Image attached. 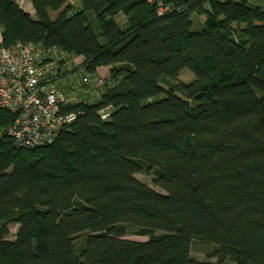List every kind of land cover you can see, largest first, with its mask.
<instances>
[{
	"label": "trees",
	"instance_id": "16d2710c",
	"mask_svg": "<svg viewBox=\"0 0 264 264\" xmlns=\"http://www.w3.org/2000/svg\"><path fill=\"white\" fill-rule=\"evenodd\" d=\"M27 1L35 17L0 0L4 45L110 69L49 146L16 147L0 108V264H264V8L164 0L176 9L158 15L154 0ZM193 12L206 15L200 29ZM143 170L163 192L135 177ZM193 241L215 261L192 258Z\"/></svg>",
	"mask_w": 264,
	"mask_h": 264
},
{
	"label": "built area",
	"instance_id": "2783aa9c",
	"mask_svg": "<svg viewBox=\"0 0 264 264\" xmlns=\"http://www.w3.org/2000/svg\"><path fill=\"white\" fill-rule=\"evenodd\" d=\"M77 1L67 0L72 5ZM154 1L158 15L176 9L164 0ZM249 2L264 8V0ZM2 37L0 21V108L13 115L4 133L16 147L49 146L79 113L68 108L96 100L105 78L99 68L94 74L84 73L80 62L55 47L21 41L4 45ZM111 110V105L99 109L100 118H109Z\"/></svg>",
	"mask_w": 264,
	"mask_h": 264
},
{
	"label": "rangeland",
	"instance_id": "374dc122",
	"mask_svg": "<svg viewBox=\"0 0 264 264\" xmlns=\"http://www.w3.org/2000/svg\"><path fill=\"white\" fill-rule=\"evenodd\" d=\"M20 5H22V7H24L25 3L22 2ZM31 13H32L33 17H35L34 12H31ZM55 15H56L55 12L50 13V16L52 18H54ZM191 17H192V28L200 29L201 26L203 25V23L205 22L206 15H205V13L193 12ZM115 20L118 23V25L120 26V28L123 29L124 27H126V20H125V17L122 13H117L115 15ZM235 37H237V36L235 35ZM74 58H75L74 61L79 60V56H76ZM109 69L110 68L108 66H103V67H99L98 71H99V74L106 79L109 75L108 74ZM179 79L181 81L188 82V81L193 79V75L188 70L184 69L179 73ZM135 177L138 180L148 184L149 186H151L156 191L163 192L158 186H156L154 184L153 175L150 172L143 170V171L136 173ZM16 228H17V224L15 222H11L8 225V229H9L8 238L9 239H13ZM123 237L127 238V239H132V240H139V241L146 240V238H147L146 236L138 235L132 231H128L126 234L123 235ZM211 250H212L211 245L202 244L198 241H193L190 254H191L192 258H194L196 260L215 261L214 258H208L206 255V253L211 251ZM228 264H232V263L228 262Z\"/></svg>",
	"mask_w": 264,
	"mask_h": 264
},
{
	"label": "crops",
	"instance_id": "0c3cea01",
	"mask_svg": "<svg viewBox=\"0 0 264 264\" xmlns=\"http://www.w3.org/2000/svg\"><path fill=\"white\" fill-rule=\"evenodd\" d=\"M18 2H19V4H21L22 2H24V3H25L24 7H22V5H21V7H22L25 11H27V12L33 17V15H32L31 12H34V11H33V8H32V6H31L30 2L27 1V0H18Z\"/></svg>",
	"mask_w": 264,
	"mask_h": 264
}]
</instances>
